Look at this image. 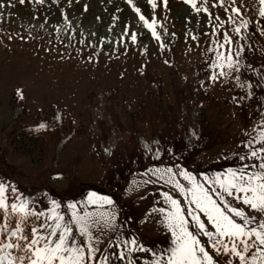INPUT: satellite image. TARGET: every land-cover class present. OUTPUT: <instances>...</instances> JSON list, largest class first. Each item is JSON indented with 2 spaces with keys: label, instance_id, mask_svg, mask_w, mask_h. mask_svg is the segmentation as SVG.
<instances>
[{
  "label": "rangeland",
  "instance_id": "rangeland-1",
  "mask_svg": "<svg viewBox=\"0 0 264 264\" xmlns=\"http://www.w3.org/2000/svg\"><path fill=\"white\" fill-rule=\"evenodd\" d=\"M0 209L23 264H264V0H0Z\"/></svg>",
  "mask_w": 264,
  "mask_h": 264
},
{
  "label": "trees",
  "instance_id": "trees-1",
  "mask_svg": "<svg viewBox=\"0 0 264 264\" xmlns=\"http://www.w3.org/2000/svg\"><path fill=\"white\" fill-rule=\"evenodd\" d=\"M18 218L15 214L2 215L0 212V244L5 240V234L3 230L6 228H11L12 226H17Z\"/></svg>",
  "mask_w": 264,
  "mask_h": 264
},
{
  "label": "bare ground",
  "instance_id": "bare-ground-1",
  "mask_svg": "<svg viewBox=\"0 0 264 264\" xmlns=\"http://www.w3.org/2000/svg\"><path fill=\"white\" fill-rule=\"evenodd\" d=\"M6 262V261H5ZM4 264V263H3Z\"/></svg>",
  "mask_w": 264,
  "mask_h": 264
}]
</instances>
